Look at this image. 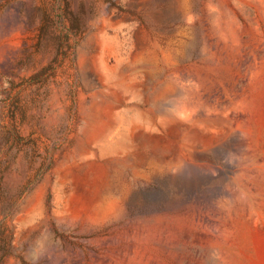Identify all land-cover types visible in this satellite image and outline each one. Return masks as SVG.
Returning <instances> with one entry per match:
<instances>
[{
    "label": "rangeland",
    "instance_id": "374dc122",
    "mask_svg": "<svg viewBox=\"0 0 264 264\" xmlns=\"http://www.w3.org/2000/svg\"><path fill=\"white\" fill-rule=\"evenodd\" d=\"M0 264H264V0H0Z\"/></svg>",
    "mask_w": 264,
    "mask_h": 264
}]
</instances>
